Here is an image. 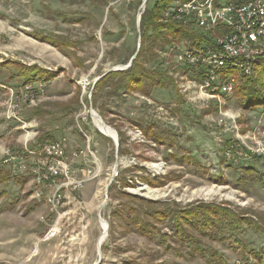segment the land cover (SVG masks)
Listing matches in <instances>:
<instances>
[{
  "label": "rangeland",
  "instance_id": "1",
  "mask_svg": "<svg viewBox=\"0 0 264 264\" xmlns=\"http://www.w3.org/2000/svg\"><path fill=\"white\" fill-rule=\"evenodd\" d=\"M152 2L0 0V62L55 77L19 91L24 81L14 71L21 65L0 68V85L15 88L0 89V168L8 170L7 152L22 157L25 149L58 140L69 168V182L58 176L54 186L37 184L28 158L26 172L0 186V264H210V256L246 264L249 249H264V235L255 230L257 224L264 231V111L240 108L234 90L243 76L221 74L212 86L221 93L209 104L202 83L184 66L172 67L168 47L143 65L157 73L148 96L116 91L113 76L101 81L140 49L137 17ZM31 32L57 47L33 40ZM228 81L234 88L225 94ZM92 111L116 133L117 145L94 126ZM241 151L251 157H239ZM210 206L254 224L220 241L178 222L195 239L193 247L176 243L180 213Z\"/></svg>",
  "mask_w": 264,
  "mask_h": 264
},
{
  "label": "built area",
  "instance_id": "2",
  "mask_svg": "<svg viewBox=\"0 0 264 264\" xmlns=\"http://www.w3.org/2000/svg\"><path fill=\"white\" fill-rule=\"evenodd\" d=\"M203 1L192 0V4H183L174 0L170 9H163L161 20L166 23L169 22V15H176L177 25L190 28L201 36L200 47H203V56L187 55L188 46H193L188 39L184 42H172L169 46V57L172 59V67L184 66V73H192L195 82L202 83L204 101L211 104L213 98H217L221 93H212L215 77L213 68L221 63H237L243 71L245 61L264 57V48H260L264 31H260V23H255V12L261 11L264 0H214L213 12L203 10ZM195 19H203V26H195ZM245 25H252V34L249 41L239 42V29ZM162 62L164 64V61ZM201 70H210V77L201 78ZM225 85H230V81ZM30 87L25 86L19 91H29ZM8 93L12 94L13 89H9ZM11 114L8 119L15 118L14 112ZM218 123L223 121L219 119ZM64 143V140L45 141L35 151L24 150L22 157H15L11 152H7L4 163L11 166L13 174L23 173L26 172V161L31 158V162L35 164L29 172L34 176L35 183H47L51 187L58 176L69 182V168H66L64 163ZM238 154L244 159L251 157L247 151ZM226 155L227 158L232 157L230 151ZM55 190L48 200L52 204L51 211L56 210L55 204L58 203L59 188Z\"/></svg>",
  "mask_w": 264,
  "mask_h": 264
},
{
  "label": "trees",
  "instance_id": "3",
  "mask_svg": "<svg viewBox=\"0 0 264 264\" xmlns=\"http://www.w3.org/2000/svg\"><path fill=\"white\" fill-rule=\"evenodd\" d=\"M148 2L149 0H147V3ZM169 2L171 1L153 0L152 6L146 7L140 18L141 41L143 44L141 45L136 58L126 70L111 72L102 78L101 81L108 79L109 76H113L117 78V81L112 84L116 91H138L141 94L148 96L149 90L154 87L152 80L157 76V73H154V70L151 69L146 70L143 65L146 64L147 61L149 62L150 58L153 60L156 59V49H166L171 46L172 42H178L185 39H189L193 46L200 44L202 38L194 30L181 27L171 21L166 23L162 22V11L164 7L169 4ZM34 37L43 43L57 47L55 45V41L48 36L35 35ZM138 60H141V62H138ZM16 65L19 64H15V66ZM17 67H19L16 68L17 71L21 76H23L26 83L32 84L35 81H42L46 84L52 79V76H49L47 71L40 68L34 66L27 68L22 65L21 67ZM231 72L234 71L228 69L223 73V76L230 74ZM99 84L101 85L102 83L98 82L96 87ZM234 94L238 97L240 101V108L242 110L252 111L261 109L264 111V57L255 63L253 67V74L250 77H240L237 82L235 80ZM11 173V166L8 167L7 171L0 170V186L10 181ZM1 196L2 193H0V198ZM225 213L223 214L219 211L213 210L212 206L207 208H196L195 211H192L191 207H188L187 211L181 212L175 220V223H177L178 226L175 231L177 235L175 237V242L177 243L179 241L182 245L193 247V239L195 238L191 239L190 234L188 233L189 231L186 232L181 229L183 228L181 225L185 224H187L186 226L201 237L205 238L207 235H215L220 241L224 240L225 233L228 235H234L235 233L241 231L244 226L250 228L251 225L254 224L252 220H238L234 217H230V215H226ZM178 222H181V225H178ZM255 230L260 235H264V231L258 228L257 224ZM236 240L237 239H235V242ZM237 242L240 243L239 240H237ZM247 255H249L248 257L251 262L246 264H264V249L251 248L249 249ZM214 259H216L215 262ZM210 261H212V263ZM220 262L223 264L220 258H212V256L209 257L210 264H220Z\"/></svg>",
  "mask_w": 264,
  "mask_h": 264
},
{
  "label": "bare ground",
  "instance_id": "4",
  "mask_svg": "<svg viewBox=\"0 0 264 264\" xmlns=\"http://www.w3.org/2000/svg\"><path fill=\"white\" fill-rule=\"evenodd\" d=\"M168 5L164 7V9H170V6L174 3V0H170ZM175 2H180L183 4H192V0H175ZM203 10H206V12H213L214 11V0H204L203 1ZM169 21L177 23V16L176 15H169ZM255 23H260V31H264V4L261 5V11L255 12ZM195 26H203V19H195ZM252 34V25H245L242 26V29H239L238 33V41L239 42H247L249 41V37ZM264 40L260 41V48H264ZM187 55L189 57H196V56H203V47H200L199 45H196L189 50H187ZM261 59V57L249 59L244 62L243 64V71L241 70L240 65H237V63H221L220 66H216L213 68V75L214 77V85H217L220 79L221 74H223L228 69L235 71L237 74L243 76V77H250L253 74V67L255 65V62L257 60ZM253 66V67H252ZM202 77L203 78H209L210 77V70H202ZM40 86V85H39ZM233 85H229L228 87L224 88L225 94H230L233 92ZM201 96L204 94L202 92V85L200 86ZM38 93V92H37ZM13 104V103H12ZM92 121L94 126L97 128V130L103 134L104 136L115 138L114 131H111L106 124L100 120L99 116L94 113H92ZM26 150V149H25ZM104 222L101 221V224ZM106 237H102L104 240ZM100 243V242H99ZM101 245V244H100Z\"/></svg>",
  "mask_w": 264,
  "mask_h": 264
},
{
  "label": "crops",
  "instance_id": "5",
  "mask_svg": "<svg viewBox=\"0 0 264 264\" xmlns=\"http://www.w3.org/2000/svg\"><path fill=\"white\" fill-rule=\"evenodd\" d=\"M28 37H30V38H32L33 40H35V41H37V42H40V43H43V42H41V41H39V40H37L34 36L35 35H42V34H36V33H33V32H31V33H28V34H26ZM46 44V43H45ZM5 57H7L6 55H5ZM1 60V59H0ZM15 63H17V64H20L19 62H14L13 60H9V59H2V62H0V68L3 66V67H6L7 69H8V65H14V67H15ZM20 65H22V64H20ZM22 66H24V67H27V68H29V67H32V65H22ZM40 69H42V70H44V71H47V72H49V73H52L51 71H49V70H47V69H43V68H40ZM13 70V69H12ZM111 72H116V71H114V70H112V71H110V72H108L107 74H109V73H111ZM14 73H16L15 75H16V77H19L20 79H23V76H21L20 75V73L18 72V71H14ZM13 73V74H14ZM13 74H11V76H10V78L9 79H12L13 78ZM106 74V75H107ZM55 77H53L51 80H53ZM51 80H49L46 84L45 83H43L42 81H35V82H33L32 84L31 83H26L25 82V80L23 79V81H24V85H22L23 87H25V86H31L32 88H35V87H37V85H39V84H41V85H47L48 83H50V81ZM35 85V86H34ZM21 86V87H22ZM0 89H3L4 90V94H7L8 93V90L9 89H15V88H11V87H6V86H1L0 85ZM21 89V88H20ZM17 120V119H16ZM116 134V133H115ZM0 170H2V168H0ZM4 171V170H3ZM16 174H19V173H16ZM16 174H13V173H11L10 174V176H11V178L12 177H14V175H16ZM11 180V179H10Z\"/></svg>",
  "mask_w": 264,
  "mask_h": 264
},
{
  "label": "water",
  "instance_id": "6",
  "mask_svg": "<svg viewBox=\"0 0 264 264\" xmlns=\"http://www.w3.org/2000/svg\"><path fill=\"white\" fill-rule=\"evenodd\" d=\"M145 2H146V0H142V5L144 6V4H145ZM140 15L141 14H139V16L137 17V27L139 28V22H140ZM139 30V29H138ZM138 49H139V44H137V50H136V52H135V54L133 55V57L130 59V61H129V63H128V65L126 66V67H124L121 71H124V70H126L127 68H129L130 67V65H131V63H132V61L135 59V57H136V55H137V53H138ZM114 71H118V70H114ZM108 73V72H107ZM106 73V74H107ZM105 74V75H106ZM96 82V81H95ZM92 113H93V111L91 112V116H92ZM110 138V137H109ZM112 140H113V142L115 143V145H117L116 144V134H115V138H111ZM98 248H100V243H98ZM100 262H98V263H96V264H99Z\"/></svg>",
  "mask_w": 264,
  "mask_h": 264
}]
</instances>
